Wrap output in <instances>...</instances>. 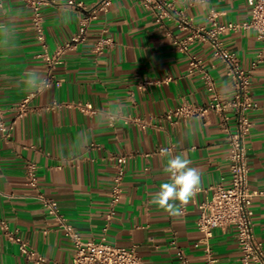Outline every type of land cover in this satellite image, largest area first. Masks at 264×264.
Listing matches in <instances>:
<instances>
[{
	"label": "crops",
	"instance_id": "obj_1",
	"mask_svg": "<svg viewBox=\"0 0 264 264\" xmlns=\"http://www.w3.org/2000/svg\"><path fill=\"white\" fill-rule=\"evenodd\" d=\"M55 0L43 7L44 40L33 27L32 8L24 0H0V24L12 30L0 36V106L4 120L14 122L10 137L0 128V219L31 244L38 262L21 253L0 225V264H70L74 246L27 184L26 163L38 165L42 190L58 200L61 212L85 239L100 238L110 201L117 154L127 156L124 192L109 226L107 240L137 245L149 264H205L207 245L197 227L198 203L212 196L211 186L231 180L228 143L215 111L189 118L168 116L184 101H209L206 76L225 97L234 93L232 80L211 46L195 40L187 51L175 40L192 28L250 18L247 0H172L171 16L157 22L152 8L139 0H112L94 19L87 37L75 48H64L79 29L84 11ZM82 1L91 7L99 0ZM64 17H70L65 20ZM114 38L98 54L95 42ZM237 52L250 74V91L258 106L249 111L252 126L246 135L249 184L264 188V42L253 29L222 36ZM202 59L190 71V56ZM47 57L54 58L49 64ZM52 74L49 85L32 88ZM167 82L142 85L146 79ZM28 112L17 118V107L29 96ZM229 125L235 128V120ZM168 149L170 155H162ZM183 153L201 174L200 189L186 211L170 216L150 204L159 185L170 182L164 166ZM178 203V202H177ZM254 231L264 246V198L253 201ZM209 248L218 264H242L233 226L214 229Z\"/></svg>",
	"mask_w": 264,
	"mask_h": 264
},
{
	"label": "built area",
	"instance_id": "obj_2",
	"mask_svg": "<svg viewBox=\"0 0 264 264\" xmlns=\"http://www.w3.org/2000/svg\"><path fill=\"white\" fill-rule=\"evenodd\" d=\"M32 8L33 27L38 38L44 40L43 7L48 2L55 0H24ZM112 0H99L91 7H87L82 1L69 0V5L84 11L80 20L78 31L64 44V48H75L83 42L88 33L91 22L98 18L102 11L107 10ZM145 6L152 8L157 22L164 24V18L171 16L174 8L172 0H139ZM250 6L251 15L243 21L220 22L216 19V13L211 14L212 23L210 26L200 25L192 28L191 33L182 40H175L177 47L187 51L189 45L195 40L209 44L214 55L221 60L226 68V73L232 80L234 93L231 97H225L216 90L215 83L210 76H206L207 88L210 91V98L206 104L196 105L184 101L168 112V116L189 118L195 115H205L209 111H215L220 116L221 126L225 132V139L228 143L231 180L228 185L218 183L211 186L212 196L198 203L199 217L197 227L201 232V241L207 245L208 256L205 264H218V258L214 256L209 248L214 229L217 227L233 226L237 230V240L240 249V261L242 264H264V246L257 239L254 231L252 208L256 197L264 198V188H252L249 184L250 165L248 162L246 135L249 133L252 121L249 118V111L258 106L250 91V74L242 64L237 52L224 44L222 36L232 31L253 29L258 39L264 42V0H247ZM114 38L110 35L101 36L94 44V51L98 54L104 52L105 48L112 45ZM55 58V57H54ZM54 58L47 57L49 64ZM190 71L201 68L202 59L196 55L190 56ZM52 74L43 80L40 88L50 84ZM171 76L162 79H146L142 85L167 82ZM29 96H26L17 107V118L24 116L29 110ZM235 120V128L229 125L230 119ZM14 122L4 120V110L0 106V128L5 136L10 137ZM114 159V174L109 192L110 201L105 213V224L100 238L85 239L80 231L68 221L61 212L58 200L45 193L40 185L38 176V165L34 161L26 163L27 184L35 190V196L41 201L49 215L53 216L59 229L68 237L74 246L73 260L70 264H149L144 260L137 245L123 246L116 245L107 240L109 226L113 220L116 208L123 198L124 180L126 175L127 156L117 154ZM200 189V188H199ZM186 211V205L181 212ZM0 225L7 235L14 240L23 253L29 259L38 262L45 261V258L37 256V251L31 244L9 229L7 222L0 219ZM56 264H64L56 262ZM183 264H190L188 259L183 257Z\"/></svg>",
	"mask_w": 264,
	"mask_h": 264
},
{
	"label": "clouds",
	"instance_id": "obj_3",
	"mask_svg": "<svg viewBox=\"0 0 264 264\" xmlns=\"http://www.w3.org/2000/svg\"><path fill=\"white\" fill-rule=\"evenodd\" d=\"M67 21L70 17H64ZM12 30L0 24V36L8 37ZM35 73H28L26 83L32 88L41 86ZM162 155H170L168 149L161 150ZM191 161L183 153L170 156L164 166L170 182L159 185V190L151 194L150 204L163 209L170 216H178L183 206L187 205L199 190L202 179L196 168L190 166ZM178 202V203H177Z\"/></svg>",
	"mask_w": 264,
	"mask_h": 264
}]
</instances>
